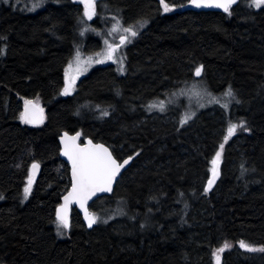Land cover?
<instances>
[{"label": "trees", "instance_id": "1", "mask_svg": "<svg viewBox=\"0 0 264 264\" xmlns=\"http://www.w3.org/2000/svg\"><path fill=\"white\" fill-rule=\"evenodd\" d=\"M166 2L174 12L159 0H99L92 28L70 0L35 10L32 0H0V264H217L225 242L219 264H264V252L239 246L264 247V7L238 0L229 15ZM109 13L146 25L125 75L95 68L61 97L72 53L94 41ZM195 81L212 101L190 109L178 99L177 110L151 112ZM24 100L38 102L42 125L20 120ZM184 112L191 119L181 124ZM241 122L224 143L229 124ZM62 132L106 145L119 161L132 157L113 193L90 205L99 217L90 230L74 208L70 228L57 230L70 187ZM222 143L219 176L205 193ZM33 163L40 171L25 199Z\"/></svg>", "mask_w": 264, "mask_h": 264}, {"label": "snow or ice", "instance_id": "2", "mask_svg": "<svg viewBox=\"0 0 264 264\" xmlns=\"http://www.w3.org/2000/svg\"><path fill=\"white\" fill-rule=\"evenodd\" d=\"M5 2H7V0H5ZM159 2L164 12L173 11L175 9V5L169 4L166 0H159ZM189 2L196 8L221 9L229 15L232 14L233 5L237 4V0H189ZM80 3L84 5V15L88 19H91L93 15H95V0H80ZM41 4L42 0L41 3L33 4L31 10H35V8L40 7ZM249 7L260 9L261 7H264V0H250ZM142 26L143 22L141 23V27ZM85 31H87V29H85ZM112 31H121L123 33V35L120 36V43L110 44L105 41L107 47L103 57L95 60V63H104L106 60H111L114 63H122L116 56L118 48L121 45L130 42L131 38L138 35L134 25H129L127 27L114 25ZM81 34L83 35V32ZM91 62H93L92 58H89L87 62H82L80 60L79 52H77L76 75L69 77L66 71L65 85L61 92L62 95L68 96L71 94L75 79L81 72L86 70L87 63ZM69 67H72V65L70 64ZM202 68L203 66L201 65L195 69V75L197 77L201 75ZM120 70L123 71L122 67ZM196 95L199 96L200 93L197 91ZM232 95V91L229 88L226 96L232 97ZM223 106L227 107L228 105L225 104ZM149 107L152 108L155 107V105H149ZM160 110H164L163 105L160 106ZM103 114L107 115L106 112ZM19 118L25 124L38 125L44 118L43 109L39 107V104L36 101L24 100V110L20 113ZM189 119H191V114H186L181 120V124L186 123ZM244 127L245 125L243 122L239 124L230 123L227 128V135L224 138V143H227L228 139L235 134L238 128ZM79 139L80 133L70 136L67 132H65L60 138V142L63 145L61 154L67 157L71 164V190L63 197L64 203L56 212V226L58 233L61 228H70L69 210L70 205L73 203L79 204L80 208L84 211V218L87 221L89 228L96 224L99 221V217L88 211V208L86 207L87 202L97 193H110L113 189L116 177L120 175L121 169L129 164L132 159V157L129 156L121 163L104 144H94L92 140H88L87 144L81 146ZM224 143L220 144V150L216 152L215 158L211 161V178L207 181V186L204 189L205 193L211 190L215 180L219 176L218 169L221 160V153L224 149ZM31 169L32 172L28 177L27 186L24 188L25 198H27L31 191V186L34 182L36 171L39 169V164L33 163ZM239 246L246 251L264 252V247L257 249L243 240L239 242ZM229 247L230 245L225 242L222 247L214 251L213 255L217 264H219L220 253Z\"/></svg>", "mask_w": 264, "mask_h": 264}, {"label": "rangeland", "instance_id": "3", "mask_svg": "<svg viewBox=\"0 0 264 264\" xmlns=\"http://www.w3.org/2000/svg\"><path fill=\"white\" fill-rule=\"evenodd\" d=\"M32 1H33L32 5L36 4V3H41V0H36V2H34V0H32ZM249 2H250V0H249ZM187 4L185 6H187ZM174 11H175V9L173 11H169L166 13H170V12H174ZM103 18H104V26H106V27L100 29L97 32V35H93L94 41H91L89 43H87V41H85L84 46H80V47L76 48L74 50V52L72 53L71 59L69 61V65L71 64L72 67H69V65H68V69L66 70L69 77L76 75L77 52H79L80 60L82 62H87L89 60V58H92V61H93L91 63H87L86 70L81 72L77 77L86 76L95 68L105 67V66H109V65H112L114 67V69L117 71L118 75H121V76L125 75L126 68H127V66H126L127 52L129 50V48L134 44V41L139 36L141 31L145 28V26H146V25H144L145 22H143V26L141 27L142 22L139 20L124 22L123 20H121V18L117 17L116 15L114 16L113 14H110V13L105 15V17H103ZM114 25H122L124 27H127L129 25H134L136 27L138 35L134 38H131L130 42L125 43L124 46H125V48H128V50H125L124 46H122V45L118 48L116 56L122 63H114L111 60H106L104 63H95L94 62L95 60L101 59L103 57V54H104L106 47H107L105 41H107L110 44H119L120 43L119 39H120V36L123 35V33L121 31L113 32L112 29H113ZM121 67H122L123 71L120 70ZM64 82H65V80H64ZM197 91L200 93L199 96L196 95ZM205 94H206V89H205L204 85L202 84V82H196L195 81V82L191 83L189 86L181 87L180 92L178 94V97L173 98V100L164 101V99H161V100H158V101L152 103L151 105H155V107H152L151 112H153L155 114V116H159L160 114L166 115V113H168V111H171L172 109L177 110L179 108V100L178 99H180V101L184 100L187 104V108L192 109V107L194 106V107H197V109H199V108H201V105L205 104L206 102L212 101ZM180 96H182L183 98L182 97L180 98ZM205 97H206V99H205ZM168 98H170V97H168ZM214 100H216V102L219 103L220 105L224 101L223 98H220V99L215 98V99H213V101ZM161 105H163V109H164L163 111L160 110ZM223 105L224 104H222V106ZM203 108L205 109V106H203ZM226 110H225V112H226ZM184 113H186V112H184ZM186 114H190V112H187ZM186 114H184V115H186ZM173 118H174V116L172 115L168 119L172 120ZM226 135H227V129H226Z\"/></svg>", "mask_w": 264, "mask_h": 264}, {"label": "water", "instance_id": "4", "mask_svg": "<svg viewBox=\"0 0 264 264\" xmlns=\"http://www.w3.org/2000/svg\"><path fill=\"white\" fill-rule=\"evenodd\" d=\"M96 1H99V0H95V2H96ZM76 2L79 3V4H81V5L84 7V5H83L82 3H80V0H76ZM237 2H238V0H237ZM233 6H234V5H233ZM186 9H187V10H190V11L223 12V10H221V9H215V8H196V7L192 6V5L190 4V2H188V5H187ZM223 13H224V12H223ZM119 41H120V39H119ZM23 110H24V104H23L22 111H23ZM43 117H44V118H43V121H42L40 124H38V125L27 124V125H29V126H40V125H42V124L44 123V120H45V116H44V114H43ZM64 133H65V132H62V133L60 134V136H59V138H58V145H59V159H60L61 161H63V162L68 166V168H69L70 187H69V190L67 191V193L65 194V195H67L68 192L71 190V164H70V162L68 161L67 157H65V156H63V155L61 154V152H62V148H63V145H62L61 142H60V138H61V136H63ZM67 133H68V132H67ZM68 134H69L70 136H74V135L77 134V132H75V133H68ZM88 140H90V139L86 138V139H83V140H82V136L80 135L79 143L81 144V146H83V145L87 144ZM92 142H93V141H92ZM93 143H94V144H102V143H96V142H93ZM105 146H106V145H105ZM106 147H107V146H106ZM109 150H110V149H109ZM110 151H111V150H110ZM120 162L122 163L123 160L120 161ZM131 162H132V159L130 160L129 164L125 165L124 168L121 169L120 175L116 177V181L114 182V184H113V189H112V191H111L110 193H107V192H106V193H97L94 197H92L91 200H89V201L87 202L86 207L88 208V211H89L90 213H91V211H90L89 207H90V205H91L95 200H97L98 198H101V197L110 196V195L113 193V190H114V187H115L116 183H117L118 180L120 179L121 175L127 170V168L129 167V165L131 164ZM39 171H40V166H39V169L36 171V175H35L34 178H36V177L38 176ZM31 172H32V169H31V167H30V172H29V173L31 174ZM210 178H211V176H210ZM210 178H209V179H210ZM216 180H217V179H216ZM216 180H215V182H216ZM215 182H214V183H215ZM213 185H214V184H213ZM212 187H213V186H212ZM65 195H64V196H65ZM64 196H63V197H64ZM63 197L61 198V203H60V205L57 207L56 212H57V210L60 208V206L64 203V199H63ZM73 208L76 209V210L78 211V213H79V215L81 216V219H82V221H83V223L85 224V226H86L87 229L90 230V229H92V228L95 226V224H94L91 228L88 227L87 221H86L85 218H84V211L80 208L79 204H76V203H73V204L70 205V210H69V221H70L71 210H72ZM56 212H55V218H56Z\"/></svg>", "mask_w": 264, "mask_h": 264}, {"label": "flooded vegetation", "instance_id": "5", "mask_svg": "<svg viewBox=\"0 0 264 264\" xmlns=\"http://www.w3.org/2000/svg\"><path fill=\"white\" fill-rule=\"evenodd\" d=\"M70 1H72V2H75V3H77L76 2V0H70ZM96 3V2H95ZM77 4H79V3H77ZM79 5H81V4H79ZM81 14H82V17H83V19H85V21H87L88 22V26H91L92 28H95L94 26H93V21H94V18H95V15H93V17L91 18V19H88L85 15H84V7L81 5ZM96 13V12H95ZM125 44H123L122 46H124ZM124 48H125V46H124ZM125 50H128V48H125ZM127 65V64H126ZM110 66H112V65H109V67ZM87 76V75H86ZM86 76H80V77H77L76 79H75V83H74V86H73V91L71 92V94L70 95H68V96H64V95H62L61 94V92H62V89L64 88V84H65V82L61 85V87H60V90H59V94H60V96L61 97H63V98H70L71 96H73V95H75L76 93H77V91H78V84H79V82H80V80L82 79V78H85Z\"/></svg>", "mask_w": 264, "mask_h": 264}]
</instances>
